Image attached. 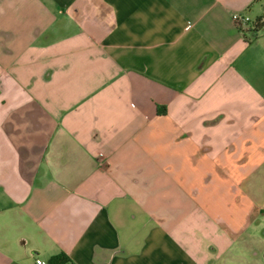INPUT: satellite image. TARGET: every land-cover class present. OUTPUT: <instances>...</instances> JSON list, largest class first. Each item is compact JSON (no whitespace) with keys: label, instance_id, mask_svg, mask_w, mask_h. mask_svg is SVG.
<instances>
[{"label":"crops","instance_id":"obj_1","mask_svg":"<svg viewBox=\"0 0 264 264\" xmlns=\"http://www.w3.org/2000/svg\"><path fill=\"white\" fill-rule=\"evenodd\" d=\"M263 16L264 0H0V264H241L264 230L246 189Z\"/></svg>","mask_w":264,"mask_h":264},{"label":"rangeland","instance_id":"obj_2","mask_svg":"<svg viewBox=\"0 0 264 264\" xmlns=\"http://www.w3.org/2000/svg\"><path fill=\"white\" fill-rule=\"evenodd\" d=\"M247 192L253 197L257 206L264 209V168H259L256 176L253 177L249 185L247 186ZM260 204V205H259ZM246 240L244 241L245 258L241 264H264V260L261 259V247L264 246V230L260 233L258 229L250 228L246 232ZM242 244V245H243ZM257 252V253H256ZM259 253L258 258L257 255Z\"/></svg>","mask_w":264,"mask_h":264},{"label":"trees","instance_id":"obj_3","mask_svg":"<svg viewBox=\"0 0 264 264\" xmlns=\"http://www.w3.org/2000/svg\"><path fill=\"white\" fill-rule=\"evenodd\" d=\"M264 25V16L258 17L255 21L252 22L251 28H252V35L255 36L256 33L262 28ZM50 264H74L71 262V260L65 255V254H59L56 256H53L49 260Z\"/></svg>","mask_w":264,"mask_h":264},{"label":"built area","instance_id":"obj_4","mask_svg":"<svg viewBox=\"0 0 264 264\" xmlns=\"http://www.w3.org/2000/svg\"><path fill=\"white\" fill-rule=\"evenodd\" d=\"M233 18H234V20H235L237 23H239V24L242 25V26H243V25H246V24L249 23L248 17H246V16H242V15H240V14H235V15H233ZM36 263H37V264H50L49 261H46V260H44L43 258H40V257L36 258Z\"/></svg>","mask_w":264,"mask_h":264}]
</instances>
